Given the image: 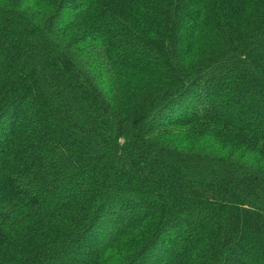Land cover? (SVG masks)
Segmentation results:
<instances>
[{"label":"trees","instance_id":"trees-1","mask_svg":"<svg viewBox=\"0 0 264 264\" xmlns=\"http://www.w3.org/2000/svg\"><path fill=\"white\" fill-rule=\"evenodd\" d=\"M0 264H264V0H0Z\"/></svg>","mask_w":264,"mask_h":264}]
</instances>
